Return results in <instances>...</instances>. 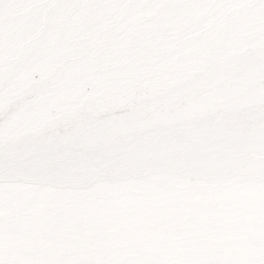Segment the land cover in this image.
<instances>
[{"label":"snow or ice","instance_id":"obj_1","mask_svg":"<svg viewBox=\"0 0 264 264\" xmlns=\"http://www.w3.org/2000/svg\"><path fill=\"white\" fill-rule=\"evenodd\" d=\"M0 264H264V0H0Z\"/></svg>","mask_w":264,"mask_h":264}]
</instances>
